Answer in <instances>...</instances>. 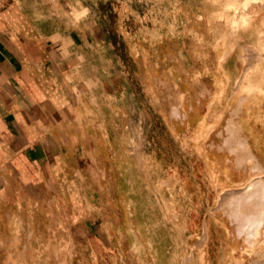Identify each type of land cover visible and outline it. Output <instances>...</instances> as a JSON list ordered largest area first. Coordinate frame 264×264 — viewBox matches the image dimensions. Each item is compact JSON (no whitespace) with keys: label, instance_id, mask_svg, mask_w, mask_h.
I'll list each match as a JSON object with an SVG mask.
<instances>
[{"label":"rangeland","instance_id":"rangeland-1","mask_svg":"<svg viewBox=\"0 0 264 264\" xmlns=\"http://www.w3.org/2000/svg\"><path fill=\"white\" fill-rule=\"evenodd\" d=\"M15 1L104 120H72L60 179L7 191L0 264H264V1Z\"/></svg>","mask_w":264,"mask_h":264},{"label":"crops","instance_id":"crops-1","mask_svg":"<svg viewBox=\"0 0 264 264\" xmlns=\"http://www.w3.org/2000/svg\"><path fill=\"white\" fill-rule=\"evenodd\" d=\"M57 51L15 0L0 5V204L6 203L9 189L27 192L65 174V160L72 154V120H104L103 102H89ZM119 95L115 120H134L140 110H127ZM142 113L144 120L153 119L148 104ZM236 133L227 141L237 139ZM239 146L231 149L238 152ZM248 157L252 159L248 152L240 155L239 163Z\"/></svg>","mask_w":264,"mask_h":264},{"label":"bare ground","instance_id":"bare-ground-1","mask_svg":"<svg viewBox=\"0 0 264 264\" xmlns=\"http://www.w3.org/2000/svg\"><path fill=\"white\" fill-rule=\"evenodd\" d=\"M251 1H253V2H254V1H258V2L261 1V2H262V1H264V0H245L244 3H245V5H246V4H248L249 2H251ZM242 3H243V2H242ZM244 3H243V4H244ZM261 9H262V8H261ZM243 13H244V12H243ZM248 16H249V15H248ZM243 18H246V17H242V21L244 22ZM247 18H248V17H247ZM247 18H246V19H247ZM233 20H234V19H233ZM229 21H230V20H229ZM239 21H240V20H239ZM244 23H247V22L245 21ZM245 25H247V24H245ZM245 25H244V26H245ZM241 26H242V24H241ZM241 26H240V27H241ZM244 26H243V27H244ZM234 30H235V29H234ZM237 31H238V30H237ZM236 34H237V33H236ZM262 64H263V63H262ZM260 72H261V71H260ZM262 73H263V72H262ZM254 75H256V74H254ZM262 75H263V74H262ZM262 77H263V76H262ZM236 80H237V79H236ZM247 80H248V79H246V81H247ZM260 80H262V79H260ZM263 80H264V79H263ZM263 80H262V81H263ZM246 81H245V82H246ZM247 83H248V82H247ZM255 83H256V82H255ZM255 83H253V85H254ZM245 86H246V85H245ZM245 86H244V87H245ZM261 86H262V85H261ZM261 86H260V87H261ZM244 87H243V88H244ZM253 87H254V86H253ZM247 88H248V86H247ZM254 88H258V86L254 87ZM249 89H250V88H249ZM242 90H243V89H242ZM251 90H252V88H251ZM245 91H246V90H245ZM248 91H249V90H248ZM248 91H247V93H248ZM253 91H254V90H253ZM253 91H251V92H253ZM251 92H249V93H251ZM255 92H257V91H255ZM249 93H248V94H249ZM253 93H254V92H253ZM256 97H257V96H256ZM253 100H254V98H253Z\"/></svg>","mask_w":264,"mask_h":264}]
</instances>
